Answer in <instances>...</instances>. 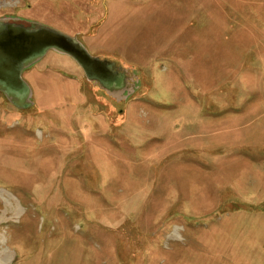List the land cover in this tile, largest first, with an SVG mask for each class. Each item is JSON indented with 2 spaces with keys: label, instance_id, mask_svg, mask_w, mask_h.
I'll list each match as a JSON object with an SVG mask.
<instances>
[{
  "label": "rangeland",
  "instance_id": "374dc122",
  "mask_svg": "<svg viewBox=\"0 0 264 264\" xmlns=\"http://www.w3.org/2000/svg\"><path fill=\"white\" fill-rule=\"evenodd\" d=\"M5 18L77 37L129 89L50 50L29 107L0 92L6 264H264V0H0Z\"/></svg>",
  "mask_w": 264,
  "mask_h": 264
},
{
  "label": "water",
  "instance_id": "95a60500",
  "mask_svg": "<svg viewBox=\"0 0 264 264\" xmlns=\"http://www.w3.org/2000/svg\"><path fill=\"white\" fill-rule=\"evenodd\" d=\"M8 20L10 19H0V71L12 70L17 77L13 75V78H0V91L17 107L27 108L32 104V90L22 78L23 69L46 56L50 50L71 57L83 69L88 79L101 83L108 93H125L122 75L117 76V85L108 87L112 80L105 71L106 68L113 67L112 62L91 55L77 37L37 23L24 25ZM20 87L24 89L22 96L19 93Z\"/></svg>",
  "mask_w": 264,
  "mask_h": 264
},
{
  "label": "flooded vegetation",
  "instance_id": "af4514ba",
  "mask_svg": "<svg viewBox=\"0 0 264 264\" xmlns=\"http://www.w3.org/2000/svg\"><path fill=\"white\" fill-rule=\"evenodd\" d=\"M23 66H24V64H22ZM31 66V65H30ZM30 66H27V67H30ZM25 67V66H24ZM23 67V68H24ZM27 67H25L24 69H23V71H22V78H23V74H24V71L26 70V68ZM106 74L109 76V78L112 80L111 82H109L110 84H108V87H110V88H113L114 87V85H117V82H118V80H117V76H120L121 74L118 72V71H116V70H113V67H111V68H106ZM17 74V73H16ZM13 75H15V73H13L12 72V70H10L9 72H7V71H5V70H1L0 71V78H13ZM15 77H17V75H15ZM124 81V80H123ZM102 83H103V81H102ZM114 84V85H113ZM128 85L127 84H125V86H124V89H126V90H129L128 88ZM22 91H24V89H23V87H20L19 88V93L20 92H22ZM1 92V91H0ZM3 93V92H2ZM127 92H125V94H126Z\"/></svg>",
  "mask_w": 264,
  "mask_h": 264
},
{
  "label": "trees",
  "instance_id": "16d2710c",
  "mask_svg": "<svg viewBox=\"0 0 264 264\" xmlns=\"http://www.w3.org/2000/svg\"><path fill=\"white\" fill-rule=\"evenodd\" d=\"M95 18H96V17H95ZM103 19H104V16H102V17L100 16V20H97V18H96V20H92V18H91V19H87V18H85V19L83 20V23H84V25H85V22H88L89 24L92 23L91 25H94V24H93L94 22H96L97 24H100V23L103 21ZM83 23H82V24H83ZM82 24H81V25H82ZM89 24H88V25H89ZM43 25H44V24H43ZM45 26H47V25H45ZM85 26H86V25H85ZM49 27H50V26H49ZM51 28H52V27H51ZM92 28H93V27H92Z\"/></svg>",
  "mask_w": 264,
  "mask_h": 264
},
{
  "label": "bare ground",
  "instance_id": "6f19581e",
  "mask_svg": "<svg viewBox=\"0 0 264 264\" xmlns=\"http://www.w3.org/2000/svg\"><path fill=\"white\" fill-rule=\"evenodd\" d=\"M8 258H9L8 252H3V254H0V264H6Z\"/></svg>",
  "mask_w": 264,
  "mask_h": 264
}]
</instances>
